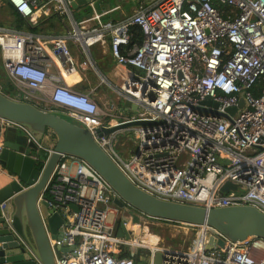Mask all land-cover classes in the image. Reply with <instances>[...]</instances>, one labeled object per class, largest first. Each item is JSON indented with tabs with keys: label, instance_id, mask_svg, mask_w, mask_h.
I'll list each match as a JSON object with an SVG mask.
<instances>
[{
	"label": "built area",
	"instance_id": "built-area-1",
	"mask_svg": "<svg viewBox=\"0 0 264 264\" xmlns=\"http://www.w3.org/2000/svg\"><path fill=\"white\" fill-rule=\"evenodd\" d=\"M6 1L33 26L57 13L71 19L72 30L41 36L0 26V63L11 88L9 94L0 87L1 93L62 113L88 129L130 182L157 199L206 209L247 206L264 215V0H158L116 23L103 22L93 6L90 18L76 22L68 0ZM87 22L93 26L86 27ZM134 27L142 33L139 45L132 44ZM107 37L116 62L133 71L114 89L117 103L103 111L69 81L83 66L95 69L91 48ZM68 40L78 43L82 64L75 61ZM127 101L136 111L125 106ZM1 121L25 131L46 153L47 163L53 148L23 126ZM134 122L149 124L109 136L99 132ZM121 135L135 145L128 160L115 149ZM227 183L236 189L223 195ZM45 197L65 217L58 244L74 247L56 264H137L130 247L148 249L133 238V229H128L129 240L117 235L118 194L86 161L63 155ZM139 217L140 223L197 232L191 248H150L149 256L139 258L142 264H154L157 253L161 264H264V238L232 242L212 227ZM126 248L130 257L122 256Z\"/></svg>",
	"mask_w": 264,
	"mask_h": 264
},
{
	"label": "water",
	"instance_id": "water-1",
	"mask_svg": "<svg viewBox=\"0 0 264 264\" xmlns=\"http://www.w3.org/2000/svg\"><path fill=\"white\" fill-rule=\"evenodd\" d=\"M74 11L83 10L90 18L93 7L102 0H68ZM93 6V7H92ZM91 12V13H90ZM243 101L240 107H243ZM125 106L136 111L130 102ZM237 109H231L235 114ZM0 119L17 123L29 131L39 143L49 133L56 142L47 163L46 154L23 130L6 126L0 143V167L6 172V184L0 188V264H56L62 254L74 247L58 244L63 238L65 217L61 208L50 207L45 188L63 155L73 156L90 164L116 191L118 209L117 235L130 239L128 229L140 226V214L155 219L190 226L215 228L232 242L264 238V215L252 207L206 209L157 199L133 185L117 164L99 147L86 128L37 107L18 103L0 92ZM128 123L112 129L102 128L101 135H111L128 128L147 125ZM236 187L227 183L226 195ZM4 205V210L1 205ZM9 210V212H8ZM78 212L76 206L73 207ZM210 240L208 251L213 249ZM221 247L225 244L219 242ZM162 255H155L154 264H161ZM142 264V263H139Z\"/></svg>",
	"mask_w": 264,
	"mask_h": 264
},
{
	"label": "crops",
	"instance_id": "crops-1",
	"mask_svg": "<svg viewBox=\"0 0 264 264\" xmlns=\"http://www.w3.org/2000/svg\"><path fill=\"white\" fill-rule=\"evenodd\" d=\"M112 1L113 0H102L95 6L96 12L101 15V20L105 23H116L122 21L123 19L132 16L140 5H150L158 0H134L136 2V6L130 8H126L124 6V0H115L114 3ZM97 6L101 7L102 10L98 12L96 8ZM71 11L74 21L82 22L87 19V13H85L83 10L74 11L71 8ZM53 14L58 15L57 13H51L48 18ZM92 14H94V11ZM59 18L58 20H61L63 23V27L62 29H59V33L45 35L42 34L41 36H61L66 35L68 30H72L71 19L60 15ZM91 26H93V23L86 24V27ZM67 44L78 65L82 64L84 61V56L78 43L68 40ZM91 56L95 63V69L92 67L83 66L79 69L77 76L70 79L69 85L74 90L90 95L92 99L100 106V108L103 109V111H106L111 106V104L117 103L118 96L114 89L120 88L122 86L124 79L130 74L131 71H133V69L124 65H120L116 62V59L111 54L110 37H107L104 42H100L93 46L91 48ZM106 74H110L111 79H108ZM102 79H104L106 82L102 83ZM112 81L115 82V84ZM117 84H119V86H117ZM4 85H8V82L4 78V72L2 71L0 72V87H4ZM56 114L69 120V118L62 113ZM5 128L4 122L0 119V143H2V133ZM55 142L56 137L53 133L47 134L43 139V145L47 148H53ZM5 176H7V172L2 167H0V188L6 184L4 179L6 178Z\"/></svg>",
	"mask_w": 264,
	"mask_h": 264
},
{
	"label": "rangeland",
	"instance_id": "rangeland-1",
	"mask_svg": "<svg viewBox=\"0 0 264 264\" xmlns=\"http://www.w3.org/2000/svg\"><path fill=\"white\" fill-rule=\"evenodd\" d=\"M112 2L114 3L115 0H113ZM123 4L126 8L136 6V2L134 0H124ZM96 8L98 12L102 10L101 7L99 6H97ZM14 13H15L14 10L9 6L6 0H0V24H2L3 27H8L12 29L17 28L16 27L17 26L16 16ZM106 77L108 79H111L110 74H106ZM113 83L115 84V82ZM117 86H119V84H117ZM3 88H4V91L9 90L8 85H4ZM9 94H11V92ZM46 106L47 105H43V107H46ZM70 121L74 122L73 120H70ZM121 144H126L128 146L122 148L120 147ZM134 147L135 145L133 144V141H130L129 137L126 138L124 135H121L117 139V144L115 145L116 151L121 155V157L124 160H128L129 153L133 151ZM44 156H46V154H44ZM114 218H115L114 214H110L109 221L113 222ZM139 227H140L139 233L136 235V232H134L133 238L138 241V244H141V241H143L146 247H148L149 245L150 246L157 245L156 247H159V248H171V249L191 248V246L193 245L195 241L196 234H197L196 230H193V229H187L186 227L181 228L177 226H170L167 224L157 223L155 221H149V222H144V223L142 222L140 223ZM148 233L153 235L151 242H148L150 241V238L148 237L145 238V236ZM132 241L134 243V240ZM150 248L151 247H148V249H146V248H140L138 246H133V247H130V251L136 255H139V258H140V257L149 256L151 253L149 250Z\"/></svg>",
	"mask_w": 264,
	"mask_h": 264
},
{
	"label": "trees",
	"instance_id": "trees-1",
	"mask_svg": "<svg viewBox=\"0 0 264 264\" xmlns=\"http://www.w3.org/2000/svg\"><path fill=\"white\" fill-rule=\"evenodd\" d=\"M215 6L217 8H220V6H218L217 4ZM14 14L16 16V25H17L16 29L21 30V31H25V32H30V33H33V34H36V35H42V34L45 35V34L59 33V29H62V27H63L62 21L58 20L59 15H56V14H53L49 18L48 17H43L42 19H40L39 23L36 26L31 25L27 20L22 18L16 12ZM0 26L3 27L2 24H0ZM132 35H133L132 36V44H138V45L141 44V42H142V33L139 30V28H137V27L132 28ZM124 52H123V54H125ZM2 71H3V67H2V64L0 63V72H2ZM10 89L11 88H9V90H7L6 92L10 93V91H11ZM65 119H67V118H65ZM69 120H71V119H69ZM125 251H127V252L125 253ZM122 256L130 257L131 256V252L129 250H127V248H126L124 250V252H122ZM134 261L137 264L140 263L139 255H135Z\"/></svg>",
	"mask_w": 264,
	"mask_h": 264
},
{
	"label": "bare ground",
	"instance_id": "bare-ground-1",
	"mask_svg": "<svg viewBox=\"0 0 264 264\" xmlns=\"http://www.w3.org/2000/svg\"><path fill=\"white\" fill-rule=\"evenodd\" d=\"M86 24H88V22L86 23ZM138 229H140V227L139 226H135V227H133V230H136L135 232H136V235L139 233V231H138ZM146 229V228H145ZM185 230V229H184ZM146 232H147V230H146ZM146 237H148V238H150V241H148V242H151V239H152V237H153V235L152 234H150V233H148L146 236H145V238ZM144 238V239H145ZM249 239H251V238H249ZM249 239H247V240H249ZM153 243V242H152ZM148 245V244H147ZM157 245H155V246H148V247H151V248H155Z\"/></svg>",
	"mask_w": 264,
	"mask_h": 264
},
{
	"label": "clouds",
	"instance_id": "clouds-1",
	"mask_svg": "<svg viewBox=\"0 0 264 264\" xmlns=\"http://www.w3.org/2000/svg\"><path fill=\"white\" fill-rule=\"evenodd\" d=\"M70 121V120H69Z\"/></svg>",
	"mask_w": 264,
	"mask_h": 264
}]
</instances>
